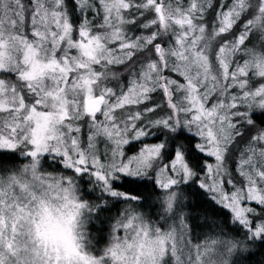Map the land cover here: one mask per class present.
Masks as SVG:
<instances>
[{
    "label": "snow or ice",
    "instance_id": "obj_1",
    "mask_svg": "<svg viewBox=\"0 0 264 264\" xmlns=\"http://www.w3.org/2000/svg\"><path fill=\"white\" fill-rule=\"evenodd\" d=\"M85 177L122 205L100 248ZM148 181L162 223L142 211ZM181 186L243 241L197 238ZM253 205L264 213V0H0V264H240L246 242L264 248Z\"/></svg>",
    "mask_w": 264,
    "mask_h": 264
},
{
    "label": "trees",
    "instance_id": "obj_2",
    "mask_svg": "<svg viewBox=\"0 0 264 264\" xmlns=\"http://www.w3.org/2000/svg\"><path fill=\"white\" fill-rule=\"evenodd\" d=\"M213 17L211 14L208 16V22L211 23ZM159 93L153 95V99L157 100ZM156 102V101H154ZM157 103V102H156ZM154 139H149L151 142L156 141ZM52 157H47L51 163H55V167L52 168L53 171L59 170V172H65L66 169L63 168V165L58 162L59 158L55 161L52 160ZM23 158L19 157L15 164L22 162ZM11 167V165H9ZM122 182L117 181V185H120ZM148 190L145 191L143 188L139 189L144 192L145 197H147V203L144 204L143 211H147V215L152 220H160L164 216L163 208L161 205V198L158 195L159 190L153 189L151 186V181H148ZM131 187V185H123L119 187L118 190L124 191L126 188ZM181 188H178V196L180 205L183 207L184 214L188 217L189 223L194 230V235L201 240L207 235L219 233L221 229L224 230V233L228 236L234 237L235 239H240L244 237V232L239 231V235H236L237 226L232 224L229 219V214L227 210L221 209L219 206L215 205L210 196L204 192H195L190 195L187 191H182ZM81 189L84 195L92 203H99L102 205L103 210L96 215H99L98 220H94L93 224L90 226L93 229L92 235L96 238V246L98 248L103 247V242L107 240L108 236V227L109 222L112 217L117 215V212L120 210L122 205L117 201L112 200L106 194H103L102 191L95 186V183H89L88 178L85 177V184L81 185ZM149 193H152L149 195ZM143 202V201H142ZM191 204L192 210L188 207ZM258 208V216L256 219H260L261 216H264V213L261 212L260 207ZM229 229L233 231L229 232ZM103 237V240H101ZM251 252V256H249ZM240 264H264V248L259 247V242L256 244H251L248 251H244L240 254Z\"/></svg>",
    "mask_w": 264,
    "mask_h": 264
},
{
    "label": "rangeland",
    "instance_id": "obj_3",
    "mask_svg": "<svg viewBox=\"0 0 264 264\" xmlns=\"http://www.w3.org/2000/svg\"><path fill=\"white\" fill-rule=\"evenodd\" d=\"M160 100H161V97H160V95H158V98H157V100H155V99H153L150 103H152V104H155L156 102H160ZM154 101H156V102H154ZM159 111V110H158ZM161 115L163 114L162 112L160 113ZM149 139H154V137H150ZM101 150H103V146L101 145ZM23 158V157H22ZM53 161H55L54 159H52ZM26 161L24 160V158H23V161L22 162H20V163H18L16 166H20V165H22L23 163H25ZM55 167V163H51V162H49L48 160H45V162H44V168L47 170V171H53L52 170V168H54ZM229 167L230 168H232V169H234V161H229ZM58 174V173H57ZM179 203H180V201H179ZM254 207H256V209H257V213H259L258 212V208L257 207H260V206H258V205H253ZM142 211H143V209H142ZM147 211H143V213L147 216V217H149L148 215H147V213H146ZM150 218V217H149ZM151 219V218H150ZM257 222H259V219H257ZM197 237V236H196ZM243 238L244 237H242V238H240V239H237V240H241V241H243ZM246 243H248V245L250 246V242H246ZM249 246H248V249H249ZM244 251H241V253H243ZM240 253V254H241ZM229 259H237L238 257L236 256V255H233V256H231V257H228Z\"/></svg>",
    "mask_w": 264,
    "mask_h": 264
}]
</instances>
